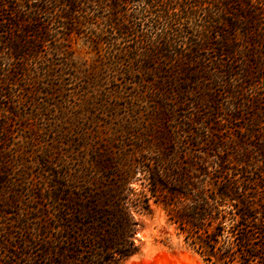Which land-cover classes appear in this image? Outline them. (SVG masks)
Masks as SVG:
<instances>
[{"label": "trees", "instance_id": "trees-1", "mask_svg": "<svg viewBox=\"0 0 264 264\" xmlns=\"http://www.w3.org/2000/svg\"><path fill=\"white\" fill-rule=\"evenodd\" d=\"M27 1L30 9L25 11L19 0H0V43L15 59L35 56L57 33L82 34L95 46L115 47L120 59H128L127 71L134 73L138 65L141 75H154L147 81L160 120L139 132L127 130L118 142L95 146L88 157L64 160L49 186V206L27 264H122L140 252L134 213L150 211V198L163 207L186 247L206 264H264V195L240 172L237 161L221 153L218 140L186 118L177 122V107L198 90L203 101L210 89L203 84L206 74L188 76L204 73L202 67L191 68L194 63L208 66L207 57L200 56L203 48L212 47L216 57L241 54L249 65L250 76L242 74L244 83L264 80V0ZM219 23L226 28L217 27ZM189 26L194 32L190 36ZM238 32L243 44L235 40ZM2 61L0 55L4 76L21 74L23 64ZM232 62L205 71L224 85L231 81L228 86L243 95L244 85L233 82ZM176 94L179 99L167 102ZM213 98L219 101L217 95ZM0 133L5 143L6 129ZM3 174L0 195L14 192V182ZM5 195L0 205L14 206L10 194Z\"/></svg>", "mask_w": 264, "mask_h": 264}, {"label": "rangeland", "instance_id": "rangeland-1", "mask_svg": "<svg viewBox=\"0 0 264 264\" xmlns=\"http://www.w3.org/2000/svg\"><path fill=\"white\" fill-rule=\"evenodd\" d=\"M18 4L25 11L30 9L27 0H19ZM227 17L233 16L223 15ZM49 24L53 29L54 23L49 21ZM217 27L226 28L220 23ZM188 32V36L194 33L191 26ZM211 33L215 42L216 29ZM55 38L43 43L35 56L24 61L15 59L10 48L0 43L3 64H23L21 74L12 77L4 76L7 71H0V129L5 128L4 136H7L5 143L0 142L3 147L0 172L10 173L0 174L14 182L11 188L14 192L8 190L0 195L10 194L14 200V206L0 205V264H27L30 245L49 206V186L64 160L88 157L95 146L118 142L127 130L139 132L160 121L149 89L152 73L141 75L138 65L130 73L128 59L124 55L125 60L120 59V51L106 44L95 46L82 34L57 33ZM200 53L207 57V69L213 65L224 69L221 63L233 61L236 72L233 82L244 85V94L239 95L236 88L228 86L229 78L230 82L224 85L223 81L213 80L207 73H214L205 71L204 65L194 63L190 67H202L204 73L188 76L206 74L203 84H208L210 89L203 101L199 100V90L189 95L186 105L177 107V122L186 118L188 124L218 140L223 148L221 153L237 161V167L243 170L240 172L254 180L257 190L264 195V80L257 79L252 86L244 83L242 74L250 76L249 65L237 52L234 58L216 57L218 54L212 47L203 48ZM10 67L13 69V65ZM250 72H256L255 67ZM215 95L219 101L213 100ZM176 96L180 98L177 94L170 95L172 100L167 102L173 103ZM258 107L263 109L254 117ZM257 143L260 144L255 147ZM149 203L150 211L134 213L140 252L122 264H189L188 258L206 264L199 254L186 247L163 207L153 198Z\"/></svg>", "mask_w": 264, "mask_h": 264}, {"label": "bare ground", "instance_id": "bare-ground-1", "mask_svg": "<svg viewBox=\"0 0 264 264\" xmlns=\"http://www.w3.org/2000/svg\"><path fill=\"white\" fill-rule=\"evenodd\" d=\"M188 263L189 264H199L198 262L191 261V259L188 258Z\"/></svg>", "mask_w": 264, "mask_h": 264}]
</instances>
